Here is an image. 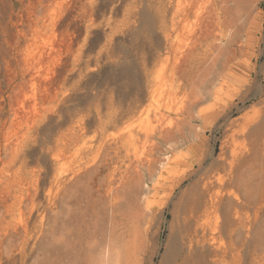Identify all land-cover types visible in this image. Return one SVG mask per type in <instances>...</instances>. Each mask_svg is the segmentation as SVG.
Listing matches in <instances>:
<instances>
[{
  "label": "rangeland",
  "instance_id": "rangeland-1",
  "mask_svg": "<svg viewBox=\"0 0 264 264\" xmlns=\"http://www.w3.org/2000/svg\"><path fill=\"white\" fill-rule=\"evenodd\" d=\"M204 175L264 264L263 4L0 0V264H161Z\"/></svg>",
  "mask_w": 264,
  "mask_h": 264
},
{
  "label": "bare ground",
  "instance_id": "bare-ground-1",
  "mask_svg": "<svg viewBox=\"0 0 264 264\" xmlns=\"http://www.w3.org/2000/svg\"><path fill=\"white\" fill-rule=\"evenodd\" d=\"M174 21L175 18L172 17L171 22ZM220 176L213 180L211 176L204 175L196 181L198 202L192 210V219L183 223L179 233V243L173 247L174 249L171 250L170 244L166 243L161 264L166 263L170 255L171 264H227L230 251L222 240L224 227L220 225L218 217L212 222L213 213L218 209L212 189L217 187V182L222 178L221 176L219 179ZM206 194L209 195L210 202L201 201Z\"/></svg>",
  "mask_w": 264,
  "mask_h": 264
},
{
  "label": "built area",
  "instance_id": "built-area-1",
  "mask_svg": "<svg viewBox=\"0 0 264 264\" xmlns=\"http://www.w3.org/2000/svg\"><path fill=\"white\" fill-rule=\"evenodd\" d=\"M258 2L264 5V0H258Z\"/></svg>",
  "mask_w": 264,
  "mask_h": 264
}]
</instances>
